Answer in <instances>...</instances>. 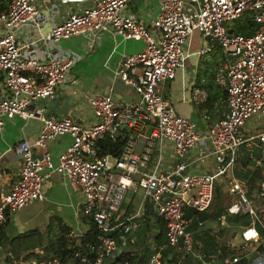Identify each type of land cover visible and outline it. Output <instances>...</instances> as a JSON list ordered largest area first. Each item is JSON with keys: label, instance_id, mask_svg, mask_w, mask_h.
Here are the masks:
<instances>
[{"label": "built area", "instance_id": "2783aa9c", "mask_svg": "<svg viewBox=\"0 0 264 264\" xmlns=\"http://www.w3.org/2000/svg\"><path fill=\"white\" fill-rule=\"evenodd\" d=\"M131 1L7 0L0 10V132L16 116L43 123L33 141L14 145L21 167L11 190L0 196V223L7 213L43 200L44 182L56 173L81 193V214L89 221L87 228L71 233L81 237L75 264H135L137 253L147 256L146 264H183L188 257L213 264L196 244L188 211L212 207L215 182L229 185L234 198L227 205L229 214L250 216L242 239L264 238V207L233 172L241 145L260 141L264 151V130L243 132L253 117H264V0H156L159 12L150 25L126 11ZM53 4L73 8L46 29ZM244 16L258 24L248 35L232 27ZM194 32L213 39L226 57L218 77L227 89L226 115L205 133L159 90L185 64V45ZM107 33L145 42L143 50L124 55L116 72L139 98L117 99L112 87L93 93L89 104L97 122L91 126L46 114L35 102L53 98L66 84L76 86L71 72L80 59L74 53L53 55L51 43L84 34L91 48ZM25 46L42 47V54L28 56ZM64 135L72 143L55 164L51 146ZM120 137L125 142L118 155L103 151L106 139ZM210 156L217 163L213 173L193 171V163ZM130 192L137 195L132 209L126 202ZM258 197L264 202V178ZM138 241L135 251L127 252ZM31 254L18 264H61L59 254L43 261ZM239 259L235 256L232 263Z\"/></svg>", "mask_w": 264, "mask_h": 264}, {"label": "crops", "instance_id": "0c3cea01", "mask_svg": "<svg viewBox=\"0 0 264 264\" xmlns=\"http://www.w3.org/2000/svg\"><path fill=\"white\" fill-rule=\"evenodd\" d=\"M6 3L7 0H0V10L5 8ZM72 8L73 6L71 5L62 6L60 4H53L51 6L52 15L45 23V28H50L62 18L66 10ZM126 11L141 17L147 25H150L152 19L159 12V4L156 0H132L128 4ZM208 40L211 41L209 36H203L199 32H194L188 38L185 45V50L189 54V57L185 64L177 70L176 78L171 81L162 82L159 85V90L169 99L181 115L191 119L197 118L198 123H195L203 133L212 125V122L210 123L206 119L205 111L198 112L196 107L197 104H200L208 97L206 89L203 85L202 87L199 86L197 82L199 70H204L206 66L202 64V61L211 64L215 61L220 62L216 66L217 70L214 82L215 85L225 87L224 84L218 81V77L220 74H224L223 69L226 57L221 47L213 39L214 43L211 45L206 43ZM51 45L53 55L61 56L65 53H74L80 56V59L71 72V75L77 78L76 86L66 84L60 88L53 98L39 99L35 102L36 105L44 108L46 114L70 116L74 121L82 125L91 126L97 122L89 104V97L93 93H106L112 87V93L117 99L136 100L139 98L136 91L133 93L132 89L134 87L125 84L117 76L116 72L124 55L143 50L145 47L144 41L124 39L120 35L107 33L90 48L89 37L80 34L70 39H62L51 43ZM203 50L205 51L203 52ZM220 51L224 57L220 55ZM25 53L28 56H39L42 54V47L25 46ZM222 58L224 60L221 62ZM75 90L77 93H74ZM217 104H220V101ZM222 105L225 107L222 115H226L227 99L226 104ZM42 125V120L39 118L25 119L16 116L8 120L5 129L0 132V196L11 190L13 183L17 180L21 167V156L14 150V145L19 141H33L40 133ZM255 142L258 141H248L246 143L254 144ZM71 143L72 137L69 135L57 137L53 141L51 151L54 162H58L59 155ZM204 143L206 142L204 141ZM199 148L201 147L196 148L195 151L198 152ZM191 167L193 171L213 173L217 168V163L215 158L210 156L203 161H196ZM233 172L235 177L244 182L249 193L248 195L256 200L259 206L264 205L263 201L258 200V183L264 178V172L257 178V184L251 193L247 181L237 175L236 164ZM43 193V200L30 203L35 204L36 207L33 215L35 217L32 219V222L36 221L39 224L37 228L32 229L43 231L50 221L56 217L61 218L72 229V233L88 227V219L81 214L82 195L79 191L72 188L66 179L56 173L52 174L44 182ZM225 193L230 197L229 185L225 181H218L212 207L207 212H197L193 209L188 211L189 217L193 218L191 229L195 233L196 244L203 246L202 253L204 252L203 254L207 256V260L213 261L214 259L213 264H252V262L258 259L264 261V238L254 242H245L242 239L241 233L245 224H236L228 220L227 216L235 214L227 212V205L230 203L224 199ZM136 199L137 195L131 193V199L127 202L128 209H132L136 205ZM217 200H220V202L215 206L214 203ZM222 207H226V212L224 214H217ZM202 213H207L208 216L203 219L201 218ZM14 214L16 212L11 214L9 223H11ZM200 221L203 223L202 227L199 225ZM54 223V228H56V221ZM7 233L10 236H17L22 232L17 235L11 234L9 231ZM206 235L207 237L211 235L217 237V246L215 248L212 245L208 246L205 238ZM139 242L129 246L127 252L137 248L140 245ZM235 256L240 257V259L238 262L232 263V259ZM188 261L189 264H199L193 257H189Z\"/></svg>", "mask_w": 264, "mask_h": 264}, {"label": "trees", "instance_id": "16d2710c", "mask_svg": "<svg viewBox=\"0 0 264 264\" xmlns=\"http://www.w3.org/2000/svg\"><path fill=\"white\" fill-rule=\"evenodd\" d=\"M239 19L237 21L238 32L242 34H251L258 28V24L253 22L249 16L241 18L242 20ZM243 20L245 21V24H241V21ZM219 53L224 57L221 51ZM223 60L224 58H222L221 62ZM219 63L218 61H215L211 64L202 61V64L206 66L204 67V70H199L197 78L198 85L201 87L203 85L208 92V97L200 104H197L196 107L198 112L205 111L207 116L206 119L210 123L212 122V124L224 117L225 114L222 115V113H224L223 111H225V107H223L222 104H226L227 99V89L225 87L215 85L214 82V76L216 75L217 70L216 66ZM219 101L220 104H217ZM124 142L125 141L122 137L117 139H106L103 144V151L118 155L124 145ZM258 161H260V163H258ZM263 172V144L258 141L254 144L244 143L241 145L236 159V173L240 178L247 181L251 190L250 193L257 184V178L261 176ZM225 212L226 207H222L219 209L217 214H224ZM206 216H208L207 213H202L201 218L204 219ZM10 217L11 214L7 213L6 220L0 223V254L4 252L5 255L6 252H10V254L5 255L3 263L1 264H18L24 256L30 253L34 254L39 261L47 260L52 251H58L61 264H75L74 254L79 248V245L77 240L71 236L72 229L67 226L61 218H53L43 231L39 229H30L18 234L17 236H10L7 233V225ZM227 218L229 221H233L236 224H248L250 222V217L247 218V215H229ZM53 221H56V228H54L55 223ZM164 231L165 229H162V242L164 241ZM200 238H202V236H200ZM205 238L208 246L212 245L214 248L217 246V237H213L212 235L207 237L206 235ZM67 242L69 244H67ZM37 248H41L42 250L35 252ZM188 259L189 257L183 264H189ZM117 260L118 259L114 260V262ZM133 260L135 261V264H146L147 256L137 253V255L133 257Z\"/></svg>", "mask_w": 264, "mask_h": 264}, {"label": "rangeland", "instance_id": "374dc122", "mask_svg": "<svg viewBox=\"0 0 264 264\" xmlns=\"http://www.w3.org/2000/svg\"><path fill=\"white\" fill-rule=\"evenodd\" d=\"M247 17H248V16H247ZM241 18H245V16H244V17H241ZM241 18H240L239 20H242ZM237 21H238V20L232 22V27H233V28H236V32H238V22H237ZM241 24H245V21H244V20L241 21ZM206 43H207L208 45H211V44H213L214 42H213L212 39H211V41L208 40V41H206ZM169 81H171V80H169ZM164 82H165V81H164ZM134 89H135V88H134ZM134 89H132V90H133V93H135V91H136V90H134ZM190 119H191V118H190ZM191 120H193L194 122L198 123L196 117H194V119H191ZM196 123H195V124H196ZM196 125H197V124H196ZM261 130H264V117H263V116H262V117L255 116V117H253V118L250 120L249 124L246 125V126L244 127L243 132L256 133V132L261 131ZM54 163L56 164V162H54ZM223 184H224V183H223ZM215 187H217V182H215ZM225 194H226V195H224V199H225L228 203L233 202V199H234V198H233V197L231 198V195H230V197H229L227 193H225ZM248 194H249V193H248ZM130 199H131V193H129V194L127 195V200H126V202H128ZM220 200H221V199H220ZM220 200H219V201L217 200V201L214 203L215 206H217V205L219 204ZM258 200H260V199L258 198ZM258 205H259V204H258ZM260 206H261V207H264V205H260ZM35 209H36L35 204H30V205L25 206L24 208H22V210H18V211L16 212V214L13 215V219H12L11 223H9V225L7 226V231H9V233H11V234L17 235L18 233L23 232V231H25V230L32 229V228H37L39 224H37L36 221L32 222V219L35 217V216H33L34 213H35ZM32 216H33V217H32ZM248 217H250V216L247 215V218H248ZM67 244H69V243L67 242ZM40 250H41V249L37 248V249L35 250V252H39ZM30 254H31V253H30ZM57 254H58V251H52L51 254H50V258H51V257L54 258ZM4 257H5L4 252H2V253L0 254V264L3 263V259H4ZM48 260H49V259H48Z\"/></svg>", "mask_w": 264, "mask_h": 264}, {"label": "water", "instance_id": "95a60500", "mask_svg": "<svg viewBox=\"0 0 264 264\" xmlns=\"http://www.w3.org/2000/svg\"><path fill=\"white\" fill-rule=\"evenodd\" d=\"M229 31H230V32H233V29H230ZM126 129H127V127H126ZM151 129H152V127H150L149 131H150ZM116 135L119 137V136L121 135V132H120V131H117V132H116ZM80 238H81L80 236H77V237H76V240H77V241H80Z\"/></svg>", "mask_w": 264, "mask_h": 264}, {"label": "snow or ice", "instance_id": "6c2138e0", "mask_svg": "<svg viewBox=\"0 0 264 264\" xmlns=\"http://www.w3.org/2000/svg\"><path fill=\"white\" fill-rule=\"evenodd\" d=\"M248 235H252V233H249Z\"/></svg>", "mask_w": 264, "mask_h": 264}]
</instances>
